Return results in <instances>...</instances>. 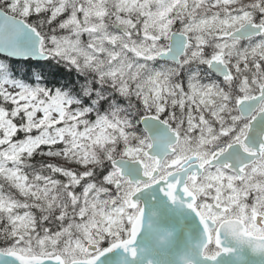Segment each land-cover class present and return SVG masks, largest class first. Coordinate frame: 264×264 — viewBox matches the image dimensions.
I'll return each mask as SVG.
<instances>
[{"label": "snow or ice", "instance_id": "snow-or-ice-1", "mask_svg": "<svg viewBox=\"0 0 264 264\" xmlns=\"http://www.w3.org/2000/svg\"><path fill=\"white\" fill-rule=\"evenodd\" d=\"M0 264H264V0H0Z\"/></svg>", "mask_w": 264, "mask_h": 264}]
</instances>
